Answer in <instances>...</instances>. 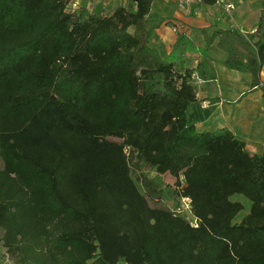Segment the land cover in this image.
Here are the masks:
<instances>
[{
    "label": "trees",
    "instance_id": "obj_1",
    "mask_svg": "<svg viewBox=\"0 0 264 264\" xmlns=\"http://www.w3.org/2000/svg\"><path fill=\"white\" fill-rule=\"evenodd\" d=\"M71 0H0V246L9 264H264V150L198 130L197 44L150 46L153 0L106 12ZM85 2V0H84ZM207 2H215L208 0ZM252 32L204 29L261 89L264 0ZM178 60V61H177ZM169 175L175 204L150 175ZM142 187L140 189L139 185ZM242 194L251 205L244 209Z\"/></svg>",
    "mask_w": 264,
    "mask_h": 264
},
{
    "label": "crops",
    "instance_id": "obj_2",
    "mask_svg": "<svg viewBox=\"0 0 264 264\" xmlns=\"http://www.w3.org/2000/svg\"><path fill=\"white\" fill-rule=\"evenodd\" d=\"M226 1L234 2L237 6L226 11L215 2L180 7L174 0H153L151 15L161 18L162 22L154 29L149 43L166 58L171 54L178 35L187 34L199 50L185 51L182 55L188 56L195 66L202 61L207 69L205 77L199 74L198 69L195 71L198 75L195 81L197 100L188 108L189 122L202 131L229 128L245 142L249 151L260 153L264 150L262 90L259 88L246 93L250 73L231 68L225 60L226 52L218 46V38L207 45L203 30L206 29L208 33L227 28L254 31L258 25L261 0ZM99 4L104 7L102 2L99 1ZM260 77L264 81V64ZM0 248L3 259L0 264H9L4 248Z\"/></svg>",
    "mask_w": 264,
    "mask_h": 264
},
{
    "label": "rangeland",
    "instance_id": "obj_3",
    "mask_svg": "<svg viewBox=\"0 0 264 264\" xmlns=\"http://www.w3.org/2000/svg\"><path fill=\"white\" fill-rule=\"evenodd\" d=\"M100 2H102V5L104 6V9L106 12H108L109 10L113 9V3L110 2H106V0H99ZM98 0H85L84 3H88L92 6L91 10H97L100 7ZM98 3V4H97ZM150 175L154 176L163 186V194H164V200L165 202H167L171 207H173L175 205V202L172 200V188L167 186V183H171L173 181V178L169 175H165V176H161V175H157L155 174V171H151ZM140 189H142V187L140 186V184H138ZM231 199L234 200H239L244 204V209H242L238 215L236 216V220L241 219V217L248 212L249 208H250V201L249 199H247V197H245L242 194H234L231 196ZM187 217L191 218L190 215L187 214ZM2 254V250L0 248V255ZM0 262H3L2 257H0ZM93 263L94 264H106L102 258L100 257H96L93 259ZM119 264H124L123 261H121Z\"/></svg>",
    "mask_w": 264,
    "mask_h": 264
},
{
    "label": "built area",
    "instance_id": "obj_4",
    "mask_svg": "<svg viewBox=\"0 0 264 264\" xmlns=\"http://www.w3.org/2000/svg\"><path fill=\"white\" fill-rule=\"evenodd\" d=\"M128 0H106V2L113 3V7L119 4H126ZM180 7L188 6L192 3H203L207 2L208 0H174ZM84 3V0H71L69 2L70 10H76ZM215 3L222 6L226 11H230L237 6L234 2L226 1V0H215ZM88 4V3H87ZM90 8L92 6L88 4ZM194 82L198 79V75L196 72L193 73ZM174 209L177 213H181L187 217V214L191 216V218L187 217L191 224L196 226L197 225V218L192 215L191 211V198L186 196L182 197L181 202L179 204L174 205Z\"/></svg>",
    "mask_w": 264,
    "mask_h": 264
}]
</instances>
